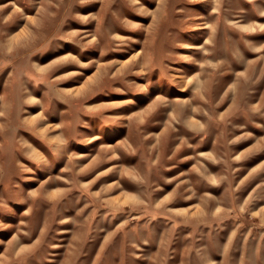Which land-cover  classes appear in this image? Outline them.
<instances>
[{
  "label": "rangeland",
  "instance_id": "1",
  "mask_svg": "<svg viewBox=\"0 0 264 264\" xmlns=\"http://www.w3.org/2000/svg\"><path fill=\"white\" fill-rule=\"evenodd\" d=\"M0 264H264V0H0Z\"/></svg>",
  "mask_w": 264,
  "mask_h": 264
},
{
  "label": "bare ground",
  "instance_id": "2",
  "mask_svg": "<svg viewBox=\"0 0 264 264\" xmlns=\"http://www.w3.org/2000/svg\"><path fill=\"white\" fill-rule=\"evenodd\" d=\"M135 45V44H134ZM188 47V49H192V48H194L195 47V45H193V43H188V45H187ZM120 54V53H119Z\"/></svg>",
  "mask_w": 264,
  "mask_h": 264
}]
</instances>
